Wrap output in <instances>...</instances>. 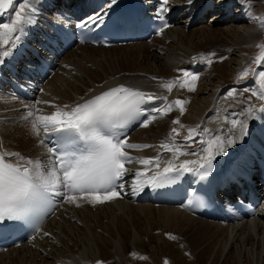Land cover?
<instances>
[{"label": "bare ground", "instance_id": "6f19581e", "mask_svg": "<svg viewBox=\"0 0 264 264\" xmlns=\"http://www.w3.org/2000/svg\"><path fill=\"white\" fill-rule=\"evenodd\" d=\"M211 1L193 0L191 5L187 3V0L170 1L172 3L170 15L174 16V23L180 24L181 29L174 28L172 31L177 35L181 45L178 42V45H175L173 38L166 39L165 36L163 38L164 32L151 41L127 46L112 48L83 46L64 56L59 61L52 77L46 79L44 83L39 80L35 101H49L51 105H57L61 109L63 105L74 106L76 103H82V97L88 99L108 88L125 85L144 92L155 93L156 96H167V102L161 105L162 108L177 99L186 101L183 105L185 111L181 114L179 107L175 104H172L171 111L166 114H156L150 111L148 115L157 117L154 127L144 129L140 125L136 126L127 138L129 143L136 141L132 144L153 146L146 149H124L133 158L138 160L153 158L157 156L158 152L163 153L162 160L159 162L160 168L147 170V166L138 162L125 164L129 170L126 174L128 193H122L115 199L95 205L83 201L84 199L78 200L76 203L64 201L34 240L0 253V264H97V262L104 264L107 259H119L124 253H126V259L123 264H150L144 258H138L133 250H140L137 252L146 254L145 251H148L146 247L149 245L152 248L149 252L153 253H147L149 256L157 255L162 250L159 245L154 246L151 243L147 232L144 235L146 231L144 228L140 227L137 232L139 227L136 228L135 223L141 225L140 219L150 221L152 225H157L154 223L156 220L158 225H164L172 232L192 237L194 241L199 242L198 246L194 248L195 257H192L191 261H180L174 264H196L197 262L264 264V201L258 210V217L252 222L241 221L242 219L231 208L228 209L226 215L216 213L202 217L192 213L191 205L195 195L186 197L185 194H179L178 200L180 199L181 202H177V206H157L144 201V195L139 191L141 188L135 184L142 182L148 184L149 177L155 172L161 171L168 160H173L177 165L184 160H198L197 156H174L173 152L165 151L160 147L162 143L172 145L173 138L177 140L175 146L179 147L181 151H193V146L200 145V140L206 141L212 134L222 137L232 135L237 139V142H240L239 126L233 128L231 121H243L248 134L241 141V145L245 153H249L253 151L254 145L259 143L257 141L258 132L264 134V121L261 120L264 117L261 116L263 113H257L258 118L254 120L245 118L248 105L254 103L255 108L259 109L264 106V100H259L256 97L247 99L251 93L242 91L244 87L259 90L260 81L252 74L251 70H261V67L253 68L256 65L253 63V59L264 56V48L258 47L264 43V3L241 0L248 7V12L238 11L234 17H230L228 16L227 2L231 0H219L221 3L217 5H215L217 0H214V5L210 7L211 13L214 10L218 11L213 13L214 19L207 26L198 27L204 24V18H201L202 10ZM23 3L24 0H14L13 9L0 14V23H5L4 16L7 14L11 16L10 22L15 19V11H20L21 15H25L29 9L27 7L21 9ZM36 6L39 9L37 23L26 27L27 34L24 37L30 38L22 40L14 50L15 59H21V54L28 44L33 45L31 39L36 37L34 32L38 27H42L41 22L45 18L62 19L60 12L57 9L49 8L46 0H37ZM67 7L64 1L60 8ZM88 8L89 5H87V11ZM104 12L105 10L95 11L92 6L88 15L93 16ZM212 22L216 23L212 24ZM190 29L192 30L190 31ZM6 39H8L7 36L0 38V44ZM3 50L4 48H0V51ZM212 52H215V56H209V53ZM221 55L227 57V61L224 63L219 61ZM14 58H11L6 65H13ZM208 60H211L212 63L209 64ZM228 64L232 66L229 68ZM73 65H75V69H72ZM261 66H264V63ZM17 68L22 69V67ZM181 69L196 74L198 79L193 81L191 77H184ZM245 69L249 70V74L253 78L252 81L247 80L248 83L244 81L240 85L237 83L235 87L238 86V88L235 89L240 92V95L226 99V92L234 87L232 84L247 77L241 75ZM2 70L3 68L0 71ZM231 72H234L233 75ZM152 77L163 79L155 80ZM177 77H180L184 82L183 88L176 84L172 91L168 92L167 89L159 86L161 83L175 81ZM203 81L209 82L208 87L202 88ZM143 83L149 85L147 90H142L146 88ZM6 85L4 87L7 88L6 91L0 90V149L19 152L22 156L33 160L46 161V150L40 144V140L44 138L43 132L40 136H36L31 129V122L26 121L24 117L27 115L28 107L40 109L35 113L36 115L51 114L57 108L43 103L34 104V102L19 98ZM189 89L194 90L190 91ZM153 106L147 105L149 109ZM164 115L167 116L166 119L161 118ZM176 119L182 120V124L184 123V126L189 129L206 128L210 132L200 131L198 142L185 148L181 143L185 138L181 133L183 132L182 126L177 124L176 126H179L180 129L178 128L179 131L177 130L175 133L170 127V124ZM177 134L180 136L176 137ZM197 149L195 151L199 152L200 148ZM237 152L238 149L235 148L231 157L235 159L238 155ZM216 161H218V157ZM189 167L194 168L196 165H189ZM233 169H238V167L234 166ZM137 171L146 173L144 178L142 177L143 179L135 176ZM179 177L182 178V184H186L185 179L188 177V173H182ZM171 192L173 193V190ZM151 194L154 195V193ZM61 199L59 197V201ZM77 204L80 206L78 207ZM117 207L119 209L127 208L128 211L126 210V213L123 211L119 213L120 216L118 214L116 216L113 211ZM98 208H103L100 210L102 212L110 211L109 229L93 228L92 230V227L89 226L80 230L79 239L72 238L71 235L63 238L66 233L64 226L82 225L81 218L87 217L86 214ZM57 216L60 219H56ZM57 220H59V225L55 226L54 222ZM113 225L116 226V230L113 229ZM44 232L49 233L50 236H44ZM139 234L142 236L141 238ZM146 237L148 239L145 241ZM159 238L161 237L158 236L156 242L160 241ZM76 240L80 243H75ZM228 246L230 248L228 254L221 263ZM215 256H219V258L216 260ZM158 262L153 264H160Z\"/></svg>", "mask_w": 264, "mask_h": 264}, {"label": "snow or ice", "instance_id": "6c2138e0", "mask_svg": "<svg viewBox=\"0 0 264 264\" xmlns=\"http://www.w3.org/2000/svg\"><path fill=\"white\" fill-rule=\"evenodd\" d=\"M116 2L117 0H110L107 7L111 8ZM187 3L191 5L193 0H187ZM36 4L37 0H24L21 9L25 7L29 9L25 15L15 11V19L10 23H0V38L8 37L0 44V48H4L0 51V65L6 62V58L13 55L14 50L27 34L26 27L37 23L39 9ZM168 5L169 0H161V5L156 11V19L160 21L156 29L157 34H161L170 27L164 18V13L170 11ZM13 6L14 0H0V14L13 9ZM107 16V11L103 14L88 16L82 19L77 27L89 30L93 27L102 28L105 26ZM258 47L264 46L258 45ZM209 56H215V52L209 53ZM219 59L222 62L227 57ZM208 63L211 64L212 61L208 60ZM253 63L259 67L264 63V56L255 57ZM180 71L184 77H191L193 81L198 79L194 73L183 69ZM251 72L260 81L259 90L244 87L242 91L251 93L247 99L256 97L264 100V70L253 69ZM248 74L247 69L241 73L242 76ZM152 79L162 80L163 78L152 77ZM176 84L181 88L184 87L180 77H177L175 81L161 83L159 86L171 92ZM237 95H240V92L230 88L225 98H234ZM81 100L82 103H76L74 106L63 105L62 109L57 105H51L49 101H34V104L43 103L57 108L51 114L36 115L35 113L40 109L32 107L26 109L27 115L24 119L31 122L33 133L40 136L43 132L44 138L40 140V144L46 150L47 159L46 161L33 160L22 156L19 152L0 150V225L9 221H28L37 218L40 223L36 225V230L39 231L43 218L53 214L56 207L64 201L75 203L76 198L80 197L95 205L121 196L124 177L129 171L125 164L138 162L147 166V170L160 168L159 162L163 156V153L159 152L156 157L140 160L130 156L124 149H146L153 146L129 143L125 129L133 121H139L141 127H148L150 121L157 118L155 115H148L150 111L166 114L171 111L172 104L178 106L180 113L183 114L185 111L183 105L186 103L177 99L162 108L161 105L167 102V96H156L155 93L125 85L108 88L88 99L82 97ZM149 104L154 106L149 109L147 107ZM257 113H264V106L256 109L254 103L250 104L247 106L245 118L257 119ZM141 117L144 119L141 120ZM179 123V119L173 120V124ZM231 124L233 128L239 126V140L242 141L248 134L246 125L243 121L237 120H232ZM200 131L210 132L206 128L189 129V136L181 142L183 147L187 148L197 143ZM172 132H177V129L173 128ZM175 143L173 140L172 145L162 143L160 147L165 151L173 152L174 156H197L198 160H184L179 165L173 160H168L161 171L149 177L151 187L161 188L172 184L182 173H193L200 180H207L212 173L213 162L218 156L225 154L227 148L233 147L237 139L232 135L222 137L212 134L206 141H199L201 145L199 152L181 151ZM189 165H196V167H189ZM145 174L144 171H137L135 176L141 177ZM53 197L62 199L54 202ZM77 206L80 205L77 204ZM43 235L50 236L47 232ZM172 238L175 239V237Z\"/></svg>", "mask_w": 264, "mask_h": 264}, {"label": "rangeland", "instance_id": "374dc122", "mask_svg": "<svg viewBox=\"0 0 264 264\" xmlns=\"http://www.w3.org/2000/svg\"><path fill=\"white\" fill-rule=\"evenodd\" d=\"M261 2V3H264V0H253V2ZM218 11H213L212 13H210V14H208L205 18H206V20L204 19V24H201V25H199L198 27H204V26H207L213 19H214V17H213V13L215 14V13H217ZM214 23H216V22H212V24H214ZM174 28H178L179 30H181L180 29V24H178V23H176L175 24V26H174ZM173 28V29H174ZM193 29V28H192ZM192 29H190V31L192 30ZM194 29H196V28H194ZM193 29V30H194ZM171 35V36H170ZM163 36H165V38L166 39H168V38H173V40L175 41V45H181V43H179V41H178V37H177V35L176 34H173V31H172V29L171 30H169L168 32H165L163 35H162V37ZM164 38V37H163ZM177 42H178V44H177ZM261 46H264V43L261 45ZM264 48V47H263ZM221 57H226V56H223V55H221ZM220 61V60H219ZM224 61H227V59H225V60H223L221 63H224ZM215 64H216V60H215ZM232 65L231 64H228V67L230 68ZM257 66V64L253 67V68H255ZM261 66V65H260ZM72 69H75V65H73V68ZM261 70H263V69H261ZM234 73V72H233ZM233 73L231 72V74L233 75ZM250 73V72H249ZM231 75V76H232ZM233 78V77H232ZM252 76H250V74H248L247 75V77H244V78H241V79H239L238 80V82H234V84H232L234 87L233 88H238V86H236L235 87V85H237V83H238V85H240L241 83H244V81H245V83H248L247 82V80L248 81H252ZM202 83H204V85L202 84V88H204L205 86H207L208 87V81H203ZM190 109V108H189ZM241 109H242V107H241ZM161 118L162 119H166L167 118V116L166 115H164V116H161ZM161 118H160V120H161ZM155 123V119L154 120H151L150 121V123H149V126L148 127H143L144 129H150V128H153L154 127V124ZM177 124H173V123H171L170 124V127H172V128H176L178 131H179V129H180V127L183 129V132H181V133H183V136L186 138V137H188L189 136V128H187V127H185L184 125V123L182 124V120L180 121V123L178 124L179 126L177 127L176 126ZM179 128V129H178ZM180 136V134H177L176 135V137H179ZM181 138H183V137H181ZM185 138L181 141V142H183L184 140H185ZM173 140L174 141H177L176 139H174L173 138ZM198 140V139H197ZM132 143H136V141H133ZM199 149L200 148V145H197V146H193V150H195V149ZM197 149V150H198ZM145 176V175H144ZM143 176H141V178H142ZM144 178V177H143ZM142 178V179H143ZM136 185L138 184V183H135ZM78 200H80V201H82V198H76V201H78ZM83 201H85V200H83ZM86 202V201H85ZM76 203V202H75ZM98 204V203H97ZM103 208H98V209H93V210H91L88 214H86V216L87 217H82L81 219V222H82V225H77V224H72V225H67L66 227L64 226V231L66 232L65 233V237L63 236V238L65 239V238H67V236L68 235H71V237L72 238H75V237H77V239H79L80 237H78L79 236V233H80V230H83L85 227H89V226H91L92 227V230H93V228H101V229H103V230H107V229H109V227H110V224H109V217H110V211H105V212H102V211H100V210H102ZM119 208L117 207V209L115 210V211H117V212H115V211H113V213H116V214H114V215H116L117 216V214H118V216H120L121 214H119V213H122L123 211H124V213H126V210L128 211V209L127 208H125V209H122V208H120L119 210H118ZM76 210V209H75ZM120 210H121V212H120ZM130 212V211H129ZM133 214H135V213H133ZM137 215V214H136ZM138 215H139V213H138ZM58 217V218H57ZM56 217V219H60V217L59 216H57ZM83 218H84V220H83ZM150 218V217H149ZM108 222H107V221ZM59 220H57V221H55L54 223V225L55 226H58L59 225V222H58ZM84 221V222H83ZM147 220H145V219H140V223H141V225H137L136 223H135V227L137 228V227H139V228H137L138 230H137V232H139V229H140V227L141 228H144L146 231H145V233H144V235L145 234H147L148 233V235L150 236V238H151V243L154 245V246H158L159 245V247H160V249L162 250L159 254H157V255H152V256H149V254H147V253H152V252H149L152 248L149 246V245H147V247H146V249L148 250V251H145V253L146 254H144V253H139V252H137V251H140V250H137V251H135V250H133L136 254V256L138 257V258H140V259H143L144 258V260L145 261H147L148 263H150V264H153V263H155L156 261L158 262V263H160V264H168V263H171V264H174V263H176V262H180V261H183V262H185L186 260L187 261H191V259H192V257H195L194 256V248L195 247H197L198 245V243L199 242H197V241H194L193 239H192V237H187L186 235H181V234H179V233H177V232H172V231H170V229H168V228H165L164 227V225H158V222L156 221V220H154V223L155 224H157V225H152L151 224V222L149 221H147ZM104 222V223H103ZM85 223V224H84ZM88 225H87V224ZM149 223V224H148ZM104 224H105V226H104ZM143 224V225H142ZM107 225H108V227H107ZM146 225V226H145ZM150 225V226H149ZM157 227H158V229H157ZM163 227V228H162ZM113 229H115L116 230V226L115 225H113ZM157 229V230H156ZM155 230V231H154ZM165 231V233H163L164 231ZM169 231V232H168ZM136 232V233H137ZM147 232V233H146ZM152 233V234H151ZM175 233V234H174ZM139 236H140V238L142 237L140 234H139ZM139 236H138V238H139ZM158 236H160L161 238H159V240L160 241H158V242H156V239L158 238ZM172 237H175V239H173ZM145 239V241L148 239L147 237L146 238H144ZM155 239V240H154ZM134 241V240H133ZM132 241V244L134 243ZM162 242V243H161ZM75 243H80V241H77L76 240V242ZM160 243H161V245H160ZM162 246V247H161ZM229 246L226 248V252H224V254H223V257H222V259H221V263H222V261L224 260V258H225V256L228 254V251H229ZM163 250H165V251H163ZM153 254V253H152ZM126 253H124L123 254V256H120L119 257V259H107L105 262H104V264H123V261L126 259ZM159 255V256H158ZM186 258V259H185ZM188 258V259H187ZM215 258H216V260L219 258V256H215ZM158 259V260H157ZM160 259V260H159ZM162 259V260H161ZM133 260H135V258H133ZM136 261V260H135ZM196 264H207V263H203V262H197Z\"/></svg>", "mask_w": 264, "mask_h": 264}]
</instances>
